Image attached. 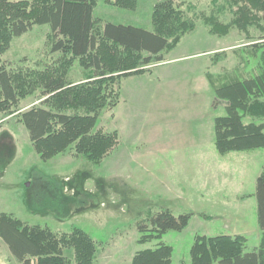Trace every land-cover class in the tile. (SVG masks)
<instances>
[{"label": "rangeland", "instance_id": "374dc122", "mask_svg": "<svg viewBox=\"0 0 264 264\" xmlns=\"http://www.w3.org/2000/svg\"><path fill=\"white\" fill-rule=\"evenodd\" d=\"M164 1L139 0L135 11H128L98 0L94 18L101 27L110 23L152 31L154 8ZM240 1L175 0L195 29L165 52L162 62L146 68L152 76L122 81L118 106L104 111L95 129L119 134L100 166L72 151L40 159L19 115L41 107V88L0 113V214L58 235L85 232L96 244L94 264H132L137 253L160 244L173 249V264H191L196 237L242 231H247L241 236L249 242L247 250H257L256 200L249 198L264 167V149L217 153L214 125L226 114L227 102L206 79L229 80L236 74L248 80L258 74L264 22L247 32L230 27L221 38L210 33L204 20L213 16L230 25ZM49 35L44 25L15 38L2 56L4 69L42 72L60 65L62 54L51 53ZM84 79L77 61L69 80L77 84ZM251 122L244 119L246 125ZM185 139L191 140L187 146ZM166 210L175 217H194L186 230L139 245V226ZM0 264H21L1 237Z\"/></svg>", "mask_w": 264, "mask_h": 264}, {"label": "trees", "instance_id": "16d2710c", "mask_svg": "<svg viewBox=\"0 0 264 264\" xmlns=\"http://www.w3.org/2000/svg\"><path fill=\"white\" fill-rule=\"evenodd\" d=\"M108 6L135 11L139 0H103ZM165 0L155 6L153 30L105 24L94 18L98 0H0V113L17 107L19 101L42 89L41 107L19 115L37 154L49 161L69 151L100 166L117 146L119 134L95 130L104 111L120 102L121 84L132 76L151 74L146 70L163 61L195 29V22ZM230 25L205 17L210 33L224 37L230 27L247 32L264 22V0H242ZM50 27L51 53H61V64L42 72L11 73L4 69L2 56L13 40L35 26ZM85 79L72 83L69 73L76 62ZM208 81L220 100L227 102L226 114L215 120V147L221 156L233 152L264 149V53L258 74L242 80L235 76ZM252 122L245 124L244 119ZM255 198L261 242L246 252L241 236L196 237L190 251L191 264H264V167L257 179ZM193 214L175 217L169 210L151 215L139 226V245L159 241L168 232L186 230ZM0 237L21 264H94L95 242L83 231L55 234L0 214ZM173 249L160 244L137 253L132 264H173Z\"/></svg>", "mask_w": 264, "mask_h": 264}, {"label": "crops", "instance_id": "0c3cea01", "mask_svg": "<svg viewBox=\"0 0 264 264\" xmlns=\"http://www.w3.org/2000/svg\"><path fill=\"white\" fill-rule=\"evenodd\" d=\"M146 76H152V73L151 74H144V75H141V76H132V77H129V78H127V79H132V78H140V77H146ZM206 79H207V81H208V78H207V76H206ZM209 82V81H208ZM214 129H215V125H214ZM191 140H188V139H185V141H183V143H184V145H188V142H190ZM215 142V141H214ZM214 145H215V143H214ZM215 149H216V147H215ZM255 193H256V191H255ZM255 193L252 195L253 197L252 198H249L251 201H252V199H255L256 200V198H255ZM250 197H251V195H249ZM254 207H255V210H256V219H257V201L254 203ZM256 227H257V232L256 233H258L259 234V237H258V239H261V231H260V229H259V226H258V222L256 221ZM244 233H247V231H242V232H239L237 235H235L234 233L233 234H231V235H226V236H229V237H234V236H243V234ZM247 236V235H246ZM248 240H247V243H246V252L247 253H251V252H253V251H255V250H253V251H248L247 250V245H248Z\"/></svg>", "mask_w": 264, "mask_h": 264}]
</instances>
